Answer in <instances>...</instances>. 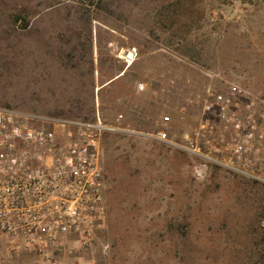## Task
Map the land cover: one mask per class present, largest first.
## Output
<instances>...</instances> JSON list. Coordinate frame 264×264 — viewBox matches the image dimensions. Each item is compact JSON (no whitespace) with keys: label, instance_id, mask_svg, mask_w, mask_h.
Segmentation results:
<instances>
[{"label":"rangeland","instance_id":"1","mask_svg":"<svg viewBox=\"0 0 264 264\" xmlns=\"http://www.w3.org/2000/svg\"><path fill=\"white\" fill-rule=\"evenodd\" d=\"M232 87L264 107V0H0V109L110 129L106 228L50 262L0 239V264H264V184L196 148Z\"/></svg>","mask_w":264,"mask_h":264},{"label":"built area","instance_id":"2","mask_svg":"<svg viewBox=\"0 0 264 264\" xmlns=\"http://www.w3.org/2000/svg\"><path fill=\"white\" fill-rule=\"evenodd\" d=\"M238 100L245 114L236 110ZM201 108L198 154L209 159L202 150L211 148L215 157L210 161L264 184V107L232 87L227 94L208 89ZM164 121L167 125L169 117ZM211 122L221 126L220 148L211 144ZM107 131L99 116L63 120L0 109V239L32 248L46 262L55 252L92 244L107 226L102 158ZM156 137L181 147L165 131Z\"/></svg>","mask_w":264,"mask_h":264},{"label":"water","instance_id":"3","mask_svg":"<svg viewBox=\"0 0 264 264\" xmlns=\"http://www.w3.org/2000/svg\"><path fill=\"white\" fill-rule=\"evenodd\" d=\"M124 75V73L120 74V76ZM117 78V77H116ZM116 78H114L112 81H110L109 83L113 82Z\"/></svg>","mask_w":264,"mask_h":264}]
</instances>
